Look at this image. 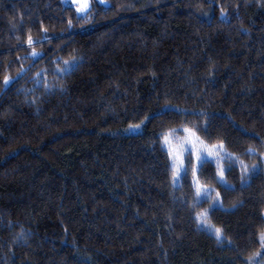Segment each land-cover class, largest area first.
Instances as JSON below:
<instances>
[{
	"label": "trees",
	"instance_id": "trees-1",
	"mask_svg": "<svg viewBox=\"0 0 264 264\" xmlns=\"http://www.w3.org/2000/svg\"><path fill=\"white\" fill-rule=\"evenodd\" d=\"M76 8L0 0V264H245L255 253L264 264V172L241 187L224 155L262 163L264 0ZM73 60L77 71L57 73ZM204 124L236 186L217 182L215 161L197 173L220 193L215 209L188 182L172 185L157 139ZM205 210L225 239L197 223Z\"/></svg>",
	"mask_w": 264,
	"mask_h": 264
},
{
	"label": "snow or ice",
	"instance_id": "snow-or-ice-1",
	"mask_svg": "<svg viewBox=\"0 0 264 264\" xmlns=\"http://www.w3.org/2000/svg\"><path fill=\"white\" fill-rule=\"evenodd\" d=\"M73 3H77L78 0H72ZM102 3L103 0H100ZM88 7L87 0H84L83 3H80L76 8L77 13H83ZM223 14V13H222ZM78 18H80L78 16ZM28 43L31 44L32 40L29 38ZM39 53L33 52L32 56H39ZM65 67L58 68L57 73L68 75L79 69V62L73 60L71 62L64 61ZM13 81H10L7 76L4 77L3 87L7 89ZM35 101H33L34 103ZM175 107V106H169ZM178 114L187 115L186 110H177ZM195 115V114H194ZM199 116L203 117L206 115L201 111ZM140 125H130L127 131L135 132L139 129ZM198 131H203L208 133V125L204 124L199 127H187L182 126L176 129H167L161 131L157 135V139L160 141L161 151L165 153V158L168 161L167 167L170 172L171 183L175 187L180 184V181H186L192 187L195 193V199L197 203H203L207 201H213L209 207L215 209L216 207H222V201L220 199V193H215V199L213 200L212 193L214 189L206 188L200 185L198 180L199 174H204L206 171V166L210 161H215L217 167L215 169L214 175L217 179V182L220 183L226 192H232L236 190V186L228 183L225 179V170L219 166V161L221 159L220 153L223 151V145H207L198 135ZM247 152L249 155H255L254 148H248ZM228 158L233 159L238 162L239 171H240V184L241 187L247 186L253 176L258 175L261 172H264V153H261L262 163L260 165H252L249 167L247 163L242 160H239L238 157H235L232 153H224ZM186 156V159H185ZM231 171V168L228 169ZM208 212L205 210L203 212L196 213V220L199 225L204 227L207 230H210L218 240H223L222 229L212 225L209 226L206 223ZM27 234L22 230L19 234L20 239H24ZM257 239L262 248H264V230H261L257 233ZM260 253H255L253 256H250L245 264H259V261L256 259L257 256H260Z\"/></svg>",
	"mask_w": 264,
	"mask_h": 264
},
{
	"label": "rangeland",
	"instance_id": "rangeland-1",
	"mask_svg": "<svg viewBox=\"0 0 264 264\" xmlns=\"http://www.w3.org/2000/svg\"><path fill=\"white\" fill-rule=\"evenodd\" d=\"M63 1L65 3L74 4L76 7H78L80 3L84 2V0H78L77 3H73L72 0H63ZM87 5H88V7L85 9V11L83 13H80V14H86L88 12V10L90 9V6H91V0H87Z\"/></svg>",
	"mask_w": 264,
	"mask_h": 264
}]
</instances>
